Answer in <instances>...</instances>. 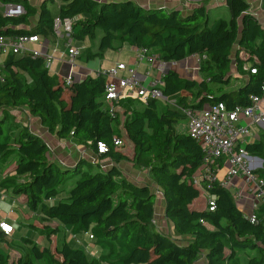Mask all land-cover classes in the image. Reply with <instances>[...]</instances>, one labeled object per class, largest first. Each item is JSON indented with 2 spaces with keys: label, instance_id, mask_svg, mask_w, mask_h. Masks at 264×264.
<instances>
[{
  "label": "trees",
  "instance_id": "1",
  "mask_svg": "<svg viewBox=\"0 0 264 264\" xmlns=\"http://www.w3.org/2000/svg\"><path fill=\"white\" fill-rule=\"evenodd\" d=\"M225 1L230 19H212L205 4L185 13L178 8L144 6L136 0H0L26 9L18 17L0 13V34L54 39L55 18L71 17L74 38L102 33L97 55L126 43L147 48L167 62L199 54L202 74L200 79H187L169 69L160 89L174 104L160 107V99L145 102L125 95L119 101L123 118L120 110L106 102V73L68 85L64 77L50 72L44 57L8 54L0 64V110L26 107L60 139H72L112 165L104 170L99 162L85 158L74 167L59 163L50 157L49 145L28 126L10 115L0 116V167L12 158L7 174L20 177L2 187L10 189L14 198L25 196L29 209L41 220H57L77 233H90L102 247L100 258L95 259L59 239L55 248L34 244L10 262L2 243L13 247V242L0 234V264H35V257L46 255L56 264H199L203 256L208 264H242L240 253L247 256L248 264H264V205L257 209L260 220L252 222L218 180L194 181L204 153L188 131L178 129L187 118V108L223 102L233 109L250 105L253 96L262 94L264 22L251 10L249 0ZM121 126L134 147L132 158L114 143L124 138ZM99 143H105L107 151L99 152ZM244 146L263 160L255 173L264 178V133L258 142ZM125 160L148 169L153 185L163 193L175 233L190 236L186 243L156 229V190L126 177L116 165ZM93 165L98 168L93 170ZM71 176L76 178L67 192ZM62 193L66 195L58 197ZM43 229L48 238L56 232Z\"/></svg>",
  "mask_w": 264,
  "mask_h": 264
},
{
  "label": "crops",
  "instance_id": "2",
  "mask_svg": "<svg viewBox=\"0 0 264 264\" xmlns=\"http://www.w3.org/2000/svg\"><path fill=\"white\" fill-rule=\"evenodd\" d=\"M136 1L144 6H150V7L160 6L167 8L169 10L178 8L180 10H183V12L185 13L191 12L194 7L202 4H205L208 10L209 8L212 9L215 7L227 5L225 0H136ZM255 1L257 5L254 6L253 4H251V10L253 12H257L260 20L264 22V9L262 7V0H255ZM219 9H220L219 12H222L224 15L228 13V7L226 6L220 7L218 8V10ZM35 21L36 18L33 19V22ZM39 37H40L39 41L30 44L31 48L45 55L46 65L49 68L50 72L60 78L66 77L70 71L71 65L69 64L67 49L71 46L79 47L82 51L81 55L77 58L76 65L73 67L76 80H80L88 75H97L99 72H108L114 69L118 63H125L129 66L131 65L136 67L138 79L143 81L144 84H149L151 81H153V79L162 77L164 73L169 69H173L177 71L181 77L187 79H200L202 77L200 71L198 74L195 73L194 67L184 68L183 71L182 67L180 66L181 63L179 61L167 62L158 59L154 63H148L146 61L138 62L137 53L139 48L132 46L128 43L124 44L120 48H113L111 46L107 47L103 51L102 55H97V53L101 51L100 49L102 47L101 35H99V40L97 38H90V37H86L83 40H79L74 38L73 35L70 36L66 34L61 35V37L55 36L54 39H49L44 36H39ZM189 59H192L195 62L199 63L197 61V58L194 57L193 55L188 56L184 60L187 63ZM128 74L129 71L127 70H119L117 77H122ZM2 81L3 80L0 78V84L2 83ZM133 96H138V95L133 94ZM169 100L173 101L174 99H169ZM119 101L120 99L114 102L112 105L109 103L107 104L110 107L115 106L116 110H120L123 113L124 110L121 103H119ZM140 106L142 105L140 104ZM4 114L12 116L15 121L25 124L30 128V130L33 133L40 136L50 147V157L59 163L67 164L71 167H74L81 158H85L90 160L91 162H99V165L102 166V169L104 170L112 165V162L110 160H106V159L101 160L98 154L95 153L90 148L80 146L76 144L72 139H60L57 135L52 133L46 126L42 124L39 117L30 114L29 110L26 107L9 109L7 111L0 110V116H3ZM124 116L125 115L123 113L122 117L124 118ZM240 124L242 126H248L251 124V122L249 119H242L240 121ZM122 127L123 126H121L122 129L121 134L124 138L121 149L129 156L126 150L127 147L125 146L128 145L130 141L127 139L126 131ZM263 133H264V125H258V124L250 125V134L242 137V139L240 140L241 144L244 145L246 143L258 142ZM116 165H118L121 168L124 175L129 179L137 183H148L154 187L157 193V199L154 206L155 207L154 224L156 229L160 231H164L165 233L172 235V237L178 239L179 241L186 243L187 240L190 239V236L177 235L175 233L174 223L166 215V205H165V199L163 193L160 191L158 187L153 185L148 169L143 167L138 168L134 165L132 161H127V160L122 161ZM228 168H229L228 161L226 159H223L221 163H219V166H217V168L215 169V175L218 181H222L225 179ZM13 175L14 174H12V176ZM202 179H204V175L202 173L195 172V174L193 175V180L201 181ZM0 186L2 187V184ZM227 188L235 196L237 205L244 212L245 215L249 216L253 212L257 213V209L260 206H262V204L257 202L254 194L247 190L246 181L242 177L240 176L234 177L227 186ZM1 190L2 189H0V193ZM7 192L8 191H6V193ZM3 195L4 194L2 192V197ZM65 195L66 193H62L58 197H62ZM16 199H20L22 203H24V208L25 210H27L26 211L27 213L31 212V210L26 204L25 196H20ZM2 216L4 219L14 224L15 231L8 237L11 239L14 246L20 245L15 243L14 241L18 239V234L21 231V228L18 225H16L14 221L8 219L3 211H2ZM10 216L14 217L15 219L17 218V216L16 215L13 216L12 213L10 214ZM35 216H38V213H35ZM28 225L31 226L32 223ZM43 228H51L56 230L55 233H52L50 238H48V236L46 235L50 242L49 243L50 245L47 246L54 248L57 246L59 239L67 240V242L71 246L84 249L86 253L92 258L99 259L102 254L101 245H99L96 240L90 237V233L87 232L77 233L72 226L62 225L57 220H41L40 226L35 223H33V226H31V230L39 229L41 230V233L43 232L44 234H46ZM29 234L30 237L28 238H30L31 241L26 243L28 247H32L33 242H35V244L37 243L35 239L38 240V243H42V244L44 243L45 239L42 236L39 235L36 236L35 230H33L32 232L31 231L28 232V235ZM21 240L23 241V237L21 238ZM2 246L6 250L9 249L8 243L4 242L2 243ZM47 246L41 245V248ZM103 264H108V263L104 262ZM199 264H208L205 256H203L199 260Z\"/></svg>",
  "mask_w": 264,
  "mask_h": 264
},
{
  "label": "built area",
  "instance_id": "3",
  "mask_svg": "<svg viewBox=\"0 0 264 264\" xmlns=\"http://www.w3.org/2000/svg\"><path fill=\"white\" fill-rule=\"evenodd\" d=\"M0 13L4 16L18 17L26 13L22 4H12L0 2ZM258 15L257 12H254ZM75 20L71 17L57 16L54 21L53 31L55 36L73 35ZM40 40L38 35H17L9 36L0 34V64L4 58L10 54H31L33 56L45 55L31 48L30 44ZM70 71L64 77L68 85L75 81L73 67L76 65L77 58L82 51L79 47L71 46L67 49ZM200 63L201 56L194 54ZM158 57L151 53L147 48H139L137 61L154 63ZM245 68H249L245 66ZM119 70L129 71L128 75L117 77ZM255 72L254 69L251 70ZM107 74L106 84V102L113 104L125 95L137 94L145 102L149 99H168L162 93L160 87L163 85L162 77L153 79L149 84H144L138 79L137 69L125 63H118L117 66L104 72ZM0 78L3 80L2 76ZM169 100V99H168ZM174 104V102H173ZM188 119V133L200 144L204 153V179L207 181L217 180L215 169L219 166L220 159H226L229 163L227 175L224 180L219 181L221 185L227 187L234 177L240 176L246 181L247 190L254 194L258 203L264 205V178L255 173V170L263 167L260 157L251 155L241 144L243 136L250 134V125H264V83L262 94L252 97V103L247 106H236L228 109L226 104L218 102L207 105L200 109L187 108L184 110ZM249 119L251 124L242 126L240 121ZM114 143L118 146L123 144V140L116 138ZM105 143H99V152L107 151ZM198 181V180H196ZM211 209H214L215 203L211 201ZM248 217L252 222H258L259 215L253 212ZM264 219V214H263ZM15 231L13 223L4 219L0 208V234L10 236ZM92 238L93 236L90 235Z\"/></svg>",
  "mask_w": 264,
  "mask_h": 264
},
{
  "label": "rangeland",
  "instance_id": "4",
  "mask_svg": "<svg viewBox=\"0 0 264 264\" xmlns=\"http://www.w3.org/2000/svg\"><path fill=\"white\" fill-rule=\"evenodd\" d=\"M34 1H40V0H34ZM249 2L251 4H253L254 6H256V1L255 0H249ZM59 3V2H58ZM208 5V3H207ZM224 7H228V5H223ZM223 6H219V7H215V8H212L210 9L209 8V12H210V17L212 19H218V18H225V19H230L231 17V12H230V8L228 7V13H226V15H224L222 12H219L220 9L218 10V8L220 7H223ZM222 13V14H221ZM99 35L102 36V33H99L97 35V38L99 40ZM181 63V67H182V70L184 71V68H193L194 67V70H195V73L198 74L199 73V63L195 62L194 60L192 59H189V61L186 63L185 60L183 61H179ZM237 71H235L236 73ZM76 79V78H75ZM231 87H235V84ZM159 105L160 107L164 106L166 103H173V101L171 100H168V99H160L159 101ZM124 121V120H123ZM178 129H181V130H185V131H188V119H184L183 121H181L179 124H178ZM125 146V145H124ZM125 147H127V152L129 154V156L132 158L134 156V147L132 145L131 142H129L128 145H126ZM14 159L10 158L7 162L6 165H2L0 167V185L2 183H5V182H8V181H11V180H17L19 179L20 180V177H17L16 175H13L12 174H7V171L9 170V168L11 167V164L13 163ZM229 165V163H228ZM86 167H88V164L85 165ZM93 170H96L98 168L97 165H93L92 166ZM197 173H203L204 172V164L202 166L199 167V169L196 171ZM70 180L68 181V183L66 184V191L68 192L71 187L73 186L74 182H75V178L74 176H71L69 177ZM0 189L1 190V193H0V208L1 210L4 212V214L7 216L8 219L14 221L16 223V225H18L20 228H21V231L19 232L18 234V239L16 241H14L15 243L17 244H20V245H16V246H13L11 247L10 245L8 246V250L4 249V251L6 252V254L9 256V259H10V262L12 261H16L18 260L21 256L25 255L27 249H28V246L26 245L25 242H23L21 240V238H28L30 237V234L28 235V232H32L33 230L36 231V236H42L45 240H44V243H38V240L35 239V241L38 243V246L41 247L42 246H47V245H50L49 243V240L46 236V234H44L43 232L41 233V230L39 229H32L31 230V226H29L28 224L30 223H35V224H38L40 226L41 224V219L39 218V216H35V212L31 211V212H26L27 210H25L24 208V203H22V201L20 199H16L14 197H12V194H11V190L7 189L6 191H8L6 193L5 191V188H2L0 186ZM2 192H3V197H2ZM6 197V198H5ZM249 211V210H248ZM13 214V216H17V218L15 219L14 217H11L10 214ZM14 218V219H13ZM35 233V232H34ZM38 233V234H37ZM32 237V236H31ZM36 243V244H37ZM35 242H33V245L34 246ZM12 245H14L12 243ZM55 248V247H54ZM239 257H240V260H241V263L242 264H248V258L245 254L243 253H240L239 254ZM34 261H35V264H56V262H54L52 260V258L49 256V255H46L44 258H37L35 257L34 258Z\"/></svg>",
  "mask_w": 264,
  "mask_h": 264
},
{
  "label": "water",
  "instance_id": "5",
  "mask_svg": "<svg viewBox=\"0 0 264 264\" xmlns=\"http://www.w3.org/2000/svg\"><path fill=\"white\" fill-rule=\"evenodd\" d=\"M262 160V159H261ZM262 162H263V160H262Z\"/></svg>",
  "mask_w": 264,
  "mask_h": 264
}]
</instances>
